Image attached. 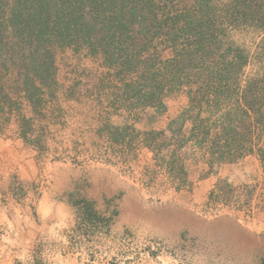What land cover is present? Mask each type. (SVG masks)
Here are the masks:
<instances>
[{
    "label": "trees",
    "instance_id": "16d2710c",
    "mask_svg": "<svg viewBox=\"0 0 264 264\" xmlns=\"http://www.w3.org/2000/svg\"><path fill=\"white\" fill-rule=\"evenodd\" d=\"M241 27L264 31V0H0V135L14 125L47 152L52 126L82 106L108 154L151 153V183L162 176L182 191L191 166L202 165L205 178L250 154L264 180V72L245 73L249 55L232 38ZM66 48L98 63L78 86L59 77L56 57ZM177 91L187 103L164 127L136 128L140 112L164 113ZM236 190L218 179L207 201L228 206ZM249 195L235 210L250 206Z\"/></svg>",
    "mask_w": 264,
    "mask_h": 264
},
{
    "label": "rangeland",
    "instance_id": "374dc122",
    "mask_svg": "<svg viewBox=\"0 0 264 264\" xmlns=\"http://www.w3.org/2000/svg\"><path fill=\"white\" fill-rule=\"evenodd\" d=\"M263 35L253 27L232 32L249 55L247 75L264 72ZM56 59L65 85L78 86L85 68H98L69 48ZM165 103L162 114L140 112L136 128L164 127L187 98L177 91ZM81 108L52 126L47 152L28 146L14 125L0 135V264H264V180L255 154L205 178L202 165L191 166L190 187L177 191L162 176L150 182L145 148L136 158L108 154ZM218 179L237 187L228 206L207 201ZM249 190L250 206L235 210Z\"/></svg>",
    "mask_w": 264,
    "mask_h": 264
}]
</instances>
